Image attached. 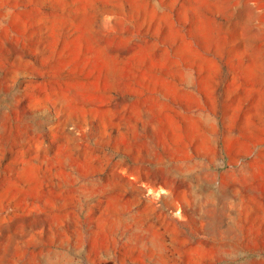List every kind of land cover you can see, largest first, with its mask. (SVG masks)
Returning <instances> with one entry per match:
<instances>
[{
	"label": "rangeland",
	"instance_id": "1",
	"mask_svg": "<svg viewBox=\"0 0 264 264\" xmlns=\"http://www.w3.org/2000/svg\"><path fill=\"white\" fill-rule=\"evenodd\" d=\"M0 264H264V0H0Z\"/></svg>",
	"mask_w": 264,
	"mask_h": 264
}]
</instances>
